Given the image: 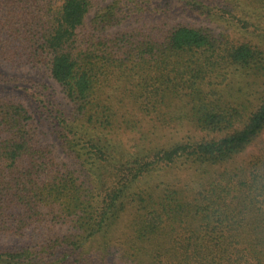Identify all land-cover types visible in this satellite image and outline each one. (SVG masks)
<instances>
[{"label":"trees","instance_id":"1","mask_svg":"<svg viewBox=\"0 0 264 264\" xmlns=\"http://www.w3.org/2000/svg\"><path fill=\"white\" fill-rule=\"evenodd\" d=\"M242 1L0 0V264H264V156L234 165L264 132Z\"/></svg>","mask_w":264,"mask_h":264},{"label":"rangeland","instance_id":"2","mask_svg":"<svg viewBox=\"0 0 264 264\" xmlns=\"http://www.w3.org/2000/svg\"><path fill=\"white\" fill-rule=\"evenodd\" d=\"M243 1L241 2L243 8H245L251 12H254V13H260V14L264 13V9H259L255 6L248 4V2H246V1L243 2ZM262 18L259 21L255 20V18L252 19L251 21L254 24L264 26V24H262ZM246 20H248L246 22L250 23L249 19H246ZM211 24H212L211 26L215 29L219 28L220 30L226 31V27L223 24H221V25H219L217 23H211ZM231 34L233 35V33H231ZM235 38H236V36H235ZM28 74L31 75L32 77L36 78V79H42L44 82H47L49 84L54 85V87L57 89V91H59L57 85L51 79L43 78L42 75L39 73H34V72L29 73L28 72ZM156 131H157V134H156L155 138L157 139L156 142L158 144L159 143L164 144V143H167L170 141H178L182 138H188V137L196 138L199 136V134L197 132H195L192 128L185 126V125L179 126L177 128L159 129ZM138 136L139 135H136L134 133L132 135L125 137L124 143L129 147H133L134 145L139 143ZM149 137H150V140H148L146 143L153 140L152 136H149ZM49 141L52 142L53 140L49 139ZM258 156H264V132L254 143H252V145H250L244 152H242L240 155H238L234 159V165H236V166L244 165V164L248 163V161L250 159H252L253 157H258ZM189 174H190V172L186 168L176 167L175 165L168 167L166 172L162 173L163 177L166 176L167 179L176 178L174 180H179V181H185V180H187V178H190ZM123 225L124 224H121V227H123ZM0 245L10 246L11 243L7 240H1Z\"/></svg>","mask_w":264,"mask_h":264}]
</instances>
